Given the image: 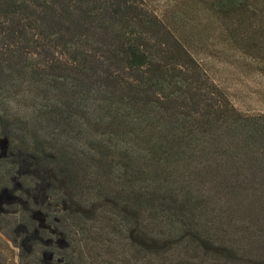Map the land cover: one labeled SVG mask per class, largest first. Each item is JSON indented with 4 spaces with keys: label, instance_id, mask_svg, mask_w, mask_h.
I'll list each match as a JSON object with an SVG mask.
<instances>
[{
    "label": "trees",
    "instance_id": "obj_1",
    "mask_svg": "<svg viewBox=\"0 0 264 264\" xmlns=\"http://www.w3.org/2000/svg\"><path fill=\"white\" fill-rule=\"evenodd\" d=\"M216 4L0 0V264H264V115L188 48Z\"/></svg>",
    "mask_w": 264,
    "mask_h": 264
},
{
    "label": "rangeland",
    "instance_id": "obj_2",
    "mask_svg": "<svg viewBox=\"0 0 264 264\" xmlns=\"http://www.w3.org/2000/svg\"><path fill=\"white\" fill-rule=\"evenodd\" d=\"M210 1L203 0L205 4H210ZM215 1L220 10L229 9L228 4L224 7L219 4L220 0ZM226 1L229 3L231 0ZM144 2L161 16L167 13L168 24L172 26L177 2L182 3L183 0ZM238 12L241 17L236 16ZM226 14L223 16L226 22L204 25L201 43L191 42L188 48L238 113L264 115V3L234 0ZM233 14L234 17H228ZM245 134L249 135L248 129H245ZM0 146L4 148L5 141H1ZM256 148L260 151L259 144Z\"/></svg>",
    "mask_w": 264,
    "mask_h": 264
}]
</instances>
